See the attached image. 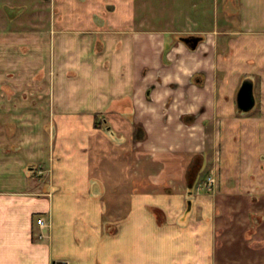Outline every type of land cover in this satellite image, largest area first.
<instances>
[{
  "label": "crops",
  "instance_id": "obj_1",
  "mask_svg": "<svg viewBox=\"0 0 264 264\" xmlns=\"http://www.w3.org/2000/svg\"><path fill=\"white\" fill-rule=\"evenodd\" d=\"M39 1L42 27H0V264H216L220 195L197 183L264 152V0L224 30L152 25L184 0Z\"/></svg>",
  "mask_w": 264,
  "mask_h": 264
},
{
  "label": "rangeland",
  "instance_id": "obj_2",
  "mask_svg": "<svg viewBox=\"0 0 264 264\" xmlns=\"http://www.w3.org/2000/svg\"><path fill=\"white\" fill-rule=\"evenodd\" d=\"M41 3L39 0H0V27L3 25L27 29L42 27L48 21L45 19L47 13L42 19L36 16ZM223 3V0L217 3L215 0H184L182 7L188 14L187 19L183 20L180 17L171 19L175 23L169 21L170 7L176 10L181 8L180 5L168 2L153 3L150 9L153 10L152 13L157 12L158 15L152 16L151 23L163 27L185 22L184 24L192 29L212 30L221 20L218 29L224 30L230 25L236 28L239 24V15L235 12V7L238 8V4L235 5L234 0H230L227 5ZM7 5L16 8L17 11L20 10L19 16L13 20L9 19L8 24L3 9ZM149 17L145 21L146 25H149ZM253 24L258 25L255 20ZM216 155L219 153H215V157ZM250 159L252 160L246 164V168H243V164L233 166L231 170L225 172L226 176L223 178V165L218 164L216 158H212L205 164L204 175L197 183L200 184L201 190L220 195L222 212L216 227L218 228L220 224L221 232L217 234L215 242L216 264H264V180L257 176L259 172L264 171V152L260 155L253 154ZM243 169L248 177L240 175L236 177L235 173H240ZM208 177L213 179L210 186L206 184ZM217 202L218 200L216 205Z\"/></svg>",
  "mask_w": 264,
  "mask_h": 264
},
{
  "label": "water",
  "instance_id": "obj_3",
  "mask_svg": "<svg viewBox=\"0 0 264 264\" xmlns=\"http://www.w3.org/2000/svg\"><path fill=\"white\" fill-rule=\"evenodd\" d=\"M191 43H188L189 39H184V41L191 47L195 48L197 45V37H193ZM237 102L240 108H243L244 110L249 109L253 102V95H252V90H251V81L245 79L239 89V93L237 96Z\"/></svg>",
  "mask_w": 264,
  "mask_h": 264
},
{
  "label": "built area",
  "instance_id": "obj_4",
  "mask_svg": "<svg viewBox=\"0 0 264 264\" xmlns=\"http://www.w3.org/2000/svg\"><path fill=\"white\" fill-rule=\"evenodd\" d=\"M213 182V179L211 177H208L207 179V185L210 186ZM36 223L38 225V227L41 229V231H39L37 233V237L38 238H43L45 235V230L46 228L49 227V221H47L43 216H38L36 219ZM56 264H69L67 261H58L56 262Z\"/></svg>",
  "mask_w": 264,
  "mask_h": 264
},
{
  "label": "flooded vegetation",
  "instance_id": "obj_5",
  "mask_svg": "<svg viewBox=\"0 0 264 264\" xmlns=\"http://www.w3.org/2000/svg\"><path fill=\"white\" fill-rule=\"evenodd\" d=\"M193 37H194V36H191V35H188V36H187V35H186V37L183 36L182 38H183V40H184V39H189L188 43H191V42H192L191 39H192ZM195 37H197V36H195ZM197 38H198V37H197Z\"/></svg>",
  "mask_w": 264,
  "mask_h": 264
},
{
  "label": "trees",
  "instance_id": "obj_6",
  "mask_svg": "<svg viewBox=\"0 0 264 264\" xmlns=\"http://www.w3.org/2000/svg\"><path fill=\"white\" fill-rule=\"evenodd\" d=\"M94 123L96 125H98L100 123V120H98V116L97 115L94 116Z\"/></svg>",
  "mask_w": 264,
  "mask_h": 264
}]
</instances>
